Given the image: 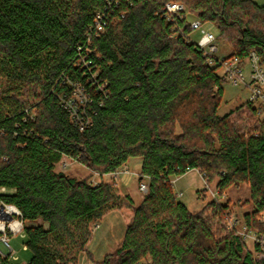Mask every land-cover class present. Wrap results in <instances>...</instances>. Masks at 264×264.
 I'll return each mask as SVG.
<instances>
[{"label":"trees","instance_id":"1","mask_svg":"<svg viewBox=\"0 0 264 264\" xmlns=\"http://www.w3.org/2000/svg\"><path fill=\"white\" fill-rule=\"evenodd\" d=\"M168 1L0 0V204L19 211L30 253L22 264L92 260L93 227L114 210L124 233L97 264H264L235 231L219 234L227 202L191 211L171 183L194 169L217 178L219 195L246 184L243 220L264 230V105L246 102L247 133L235 110L219 115V65L186 37L190 14L216 26L226 57L254 51L264 65V4L176 0L186 11L172 22L162 11ZM63 156L100 182L56 171ZM133 158L147 185L138 205L106 177ZM0 263L16 264L7 255Z\"/></svg>","mask_w":264,"mask_h":264},{"label":"rangeland","instance_id":"2","mask_svg":"<svg viewBox=\"0 0 264 264\" xmlns=\"http://www.w3.org/2000/svg\"><path fill=\"white\" fill-rule=\"evenodd\" d=\"M256 3L262 5L264 0H253ZM189 21L195 19V17L188 14ZM203 28L206 31L212 32L216 37V47L217 51L215 56L218 58L226 57L230 52V47L227 43L218 37V31L214 24L205 22L203 23ZM201 35L199 30H192L189 32L188 37L191 41L196 42ZM264 71V65H261ZM245 77L249 72V68L245 67ZM217 73L222 75V69L219 67ZM263 92H264V86ZM250 91L246 82L232 83L226 79L223 82V97L220 103L218 114L222 115L230 110H235L233 118L236 120L237 124L242 126L241 132H249L250 126L244 121L245 116L248 115L249 111L246 107V102L249 100ZM250 101V100H249ZM255 103V102H254ZM257 104V103H256ZM241 109L238 110V107ZM257 118H264V113H257ZM254 123V122H253ZM139 165L140 159L133 158L130 159L119 168L116 172L111 174H106V177H111L116 179L122 191L130 193L133 198L134 204L138 205L143 195L140 187V182H146V179H139ZM56 171H62L70 174L76 178H87L89 182L97 184L100 182V176L80 164L76 160L63 156L59 162L55 164ZM217 178L214 177L211 182H208L203 174L198 170H189L186 173L172 177L171 183L173 191L176 197L185 203L189 210L198 211L204 204L210 200L215 199L216 202L228 203L230 212L227 214L229 220L232 218L238 219L236 229H242L243 215L244 213L251 210V206L244 203L249 194V189L246 184H241L237 187L231 186L221 195H219L218 190L215 188ZM207 217H210L213 222H220L218 216H212L209 209H205ZM223 222V221H222ZM224 229H220L219 234L223 235L226 231H229L228 225L226 224V219L223 224H220ZM124 215L118 210H114L107 214L103 220L93 227L94 233L91 240L87 246L88 251L92 254L93 259H86V256L82 253L79 259V264H97L96 262L100 260L104 254L112 251L120 242L122 235L124 233ZM10 243L13 249L12 257L10 258L13 263L22 264L28 261L30 257L29 251H27L23 244L22 235H10ZM251 243L250 241L248 242ZM252 244V243H251ZM2 249L3 247L0 246ZM7 253V250H5ZM255 257V255H254ZM256 259V258H255Z\"/></svg>","mask_w":264,"mask_h":264},{"label":"built area","instance_id":"3","mask_svg":"<svg viewBox=\"0 0 264 264\" xmlns=\"http://www.w3.org/2000/svg\"><path fill=\"white\" fill-rule=\"evenodd\" d=\"M130 2L131 0H126ZM162 11L164 16L169 20L174 22L176 19L183 17L186 8L184 4L180 1L172 0L164 2L162 6ZM105 26L104 16L102 13L97 12L94 20V28L97 31H102ZM190 31L199 30L201 35L199 39L194 42L198 48H200L203 53L208 56V62L210 64H217L222 69V77L232 83H244L248 85L250 91L249 100L255 103H260L264 105V71L261 64L259 63V57L254 51H250L248 55L241 59L239 56L234 55L231 57H221L215 56L217 47L215 44L216 37L210 32L203 28V23L195 18L189 21ZM91 30V27H90ZM189 33L186 37H188ZM249 68V72L245 77V67ZM81 93L76 90V99L80 100ZM66 107L69 109L71 114L75 116V109L71 103L68 102ZM264 113V106L259 107L258 113ZM82 129V128H81ZM146 182L141 181L139 189L142 192H146ZM3 190V188H1ZM19 211L13 205L0 204V262L6 255L11 258L13 254V249L10 243V235H23V222L17 217ZM257 222L264 226V216L261 213L257 217ZM238 219L232 218V220L226 218V224L230 230L235 231L245 242H251L250 244L254 247V255L257 261L264 263V230H257L254 227H248L243 221L242 229H236ZM25 247V246H24ZM7 250V253H5ZM1 264V263H0Z\"/></svg>","mask_w":264,"mask_h":264},{"label":"crops","instance_id":"4","mask_svg":"<svg viewBox=\"0 0 264 264\" xmlns=\"http://www.w3.org/2000/svg\"><path fill=\"white\" fill-rule=\"evenodd\" d=\"M130 160V159H129Z\"/></svg>","mask_w":264,"mask_h":264}]
</instances>
